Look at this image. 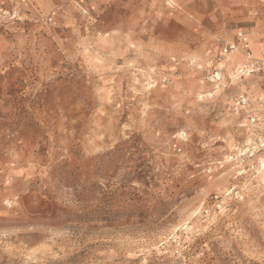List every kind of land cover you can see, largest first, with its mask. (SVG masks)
I'll return each mask as SVG.
<instances>
[{"label": "rangeland", "instance_id": "374dc122", "mask_svg": "<svg viewBox=\"0 0 264 264\" xmlns=\"http://www.w3.org/2000/svg\"><path fill=\"white\" fill-rule=\"evenodd\" d=\"M0 264H264V0H0Z\"/></svg>", "mask_w": 264, "mask_h": 264}, {"label": "crops", "instance_id": "0c3cea01", "mask_svg": "<svg viewBox=\"0 0 264 264\" xmlns=\"http://www.w3.org/2000/svg\"><path fill=\"white\" fill-rule=\"evenodd\" d=\"M223 41V43L221 44V46H220V52H221V54L223 55V56H225V55H230L231 53H233L236 49H237V47H242V41H241V39L239 38V37H236V39H223L222 40ZM225 43H230V44H233V46H234V49L232 50V51H230L229 53H227V54H224L223 53V51H222V48H223V46H224V44Z\"/></svg>", "mask_w": 264, "mask_h": 264}, {"label": "built area", "instance_id": "2783aa9c", "mask_svg": "<svg viewBox=\"0 0 264 264\" xmlns=\"http://www.w3.org/2000/svg\"><path fill=\"white\" fill-rule=\"evenodd\" d=\"M238 36L243 40L245 41V37L242 35V32H238ZM234 49V46L233 44H230V43H225L223 48H222V51L224 54H227L229 53L230 51H232ZM255 63L254 62H251V64H249L248 66H254Z\"/></svg>", "mask_w": 264, "mask_h": 264}]
</instances>
